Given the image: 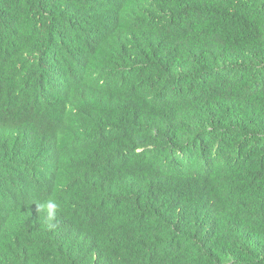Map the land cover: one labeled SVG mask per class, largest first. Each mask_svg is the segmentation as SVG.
Wrapping results in <instances>:
<instances>
[{"label":"trees","instance_id":"1","mask_svg":"<svg viewBox=\"0 0 264 264\" xmlns=\"http://www.w3.org/2000/svg\"><path fill=\"white\" fill-rule=\"evenodd\" d=\"M0 264H264V0H0Z\"/></svg>","mask_w":264,"mask_h":264},{"label":"clouds","instance_id":"2","mask_svg":"<svg viewBox=\"0 0 264 264\" xmlns=\"http://www.w3.org/2000/svg\"><path fill=\"white\" fill-rule=\"evenodd\" d=\"M42 207L46 208V213H47L46 219L48 221H52L55 218L56 211L58 208L57 203L54 200H49V201H47L46 205H39L38 204V210ZM49 226L51 227L52 225L50 224Z\"/></svg>","mask_w":264,"mask_h":264},{"label":"bare ground","instance_id":"3","mask_svg":"<svg viewBox=\"0 0 264 264\" xmlns=\"http://www.w3.org/2000/svg\"><path fill=\"white\" fill-rule=\"evenodd\" d=\"M126 10V9H125ZM128 11V10H127ZM120 48V47H119ZM143 96V95H142ZM134 100V99H133ZM169 100V99H168ZM109 107V106H108Z\"/></svg>","mask_w":264,"mask_h":264}]
</instances>
